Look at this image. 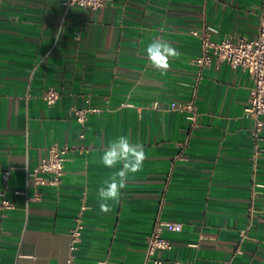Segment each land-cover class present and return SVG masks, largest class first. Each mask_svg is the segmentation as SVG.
Masks as SVG:
<instances>
[{"label":"crops","instance_id":"0c3cea01","mask_svg":"<svg viewBox=\"0 0 264 264\" xmlns=\"http://www.w3.org/2000/svg\"><path fill=\"white\" fill-rule=\"evenodd\" d=\"M65 2L0 0V206L15 204L0 207V264H66L77 219L76 264H143L158 217L181 224L166 234L163 264H264V128L255 138L244 111L253 82L225 62L200 77L191 33L255 38L263 0ZM154 38L180 52L165 71L146 59ZM52 87L61 97L49 107L42 94ZM191 100L196 126L170 107ZM85 107L102 112L80 141L74 108ZM121 134L141 142L146 159L106 214L97 192L114 170L97 161ZM64 144L73 150L60 186L36 184L29 174Z\"/></svg>","mask_w":264,"mask_h":264},{"label":"built area","instance_id":"2783aa9c","mask_svg":"<svg viewBox=\"0 0 264 264\" xmlns=\"http://www.w3.org/2000/svg\"><path fill=\"white\" fill-rule=\"evenodd\" d=\"M108 0H66L65 6H79L91 10H99L106 6ZM192 35L200 39L201 55L194 60V64L199 68L200 77L204 69L209 68L215 62H225L234 68H241L249 74L253 87L251 90L249 102L245 108V115L254 121L253 134L255 138L260 136L264 128V0L260 15V24L257 36L249 39L241 37L239 39H216L215 28L205 26L200 30H193ZM61 97L60 92L52 87L42 94V99L49 107L57 104ZM171 109L185 114V117L196 126L198 113L195 100L186 103L173 102ZM102 110L95 107H85L81 109L74 108L76 122L81 126L78 138L84 141L86 138L85 124L90 115L99 114ZM185 147V144L182 145ZM73 147L69 144L52 145L47 150V156L29 175L35 180V183L43 186L58 187L62 182L65 174V164L69 160V156ZM42 175H48L43 177ZM11 178L9 169L2 172V179L8 183ZM2 210H11L15 208V204L7 199L1 202ZM252 211V210H251ZM181 229L178 222L162 220L156 218L152 231L147 237V247L143 264H163V260L159 257L160 252L172 249V242L166 236L167 233L176 232ZM84 225L81 219H77L76 225L70 233V254L66 260V264L75 263V252L78 250L81 242ZM242 236H246V231L242 232ZM99 264H109L102 261Z\"/></svg>","mask_w":264,"mask_h":264},{"label":"clouds","instance_id":"9594fccd","mask_svg":"<svg viewBox=\"0 0 264 264\" xmlns=\"http://www.w3.org/2000/svg\"><path fill=\"white\" fill-rule=\"evenodd\" d=\"M144 51L149 63L161 71L169 68L170 60L180 56L175 46L159 38L152 39ZM145 159L144 145L138 141L134 142L126 134L118 135L106 142L97 162L114 171L98 188L100 212L107 214L119 203L129 175L141 171Z\"/></svg>","mask_w":264,"mask_h":264}]
</instances>
